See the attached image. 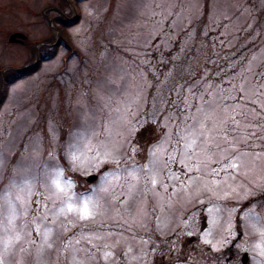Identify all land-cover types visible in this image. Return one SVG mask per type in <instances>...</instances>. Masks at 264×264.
I'll return each mask as SVG.
<instances>
[{"label": "rangeland", "instance_id": "374dc122", "mask_svg": "<svg viewBox=\"0 0 264 264\" xmlns=\"http://www.w3.org/2000/svg\"><path fill=\"white\" fill-rule=\"evenodd\" d=\"M62 10L73 22L59 29ZM261 72L264 0H0V260L264 261ZM57 169L93 218L59 213Z\"/></svg>", "mask_w": 264, "mask_h": 264}, {"label": "snow or ice", "instance_id": "6c2138e0", "mask_svg": "<svg viewBox=\"0 0 264 264\" xmlns=\"http://www.w3.org/2000/svg\"><path fill=\"white\" fill-rule=\"evenodd\" d=\"M258 76H260V79L255 81L256 88L258 91L264 90V72L258 73ZM128 151L130 155H134L137 149L136 147L133 146V147H130ZM69 158L71 159L74 167L77 163H79V157L76 156L75 154L70 155ZM235 160H236L235 156H233L232 158L226 157L224 160L225 170L229 168L231 169L238 168L239 164L235 162ZM101 162H112V163H116L117 165L119 164V160L113 159L109 161L108 154H105L101 158ZM214 171L216 170L214 169ZM105 179H107V177H105ZM151 183L153 185H156L157 179L153 177L151 180ZM52 186L54 188L53 195L55 196L57 200L61 202V208L59 209L60 214L75 213L80 220H88L94 217V215L96 214L95 207H94V201L92 200L90 196L83 195V194L78 195L74 191L75 181L70 176L65 177L63 169H57L56 178L52 181ZM92 191H95V190L93 189ZM46 199H51V197H48ZM34 203L36 204V208L33 211V219H37V218H40V216H43L44 219L50 220L51 219L50 216L45 214V212L49 209L48 204H44L43 208H41L39 202H34ZM247 215L251 220L259 221L260 219V217L251 209H249V211L247 212ZM50 231L51 229H45L44 233L42 234L39 231V227H37L36 236L37 238H39L41 235H43L45 238V242H47V235ZM208 234L210 235L211 233L209 232ZM89 242H91L90 239H89ZM203 242L205 244L212 245L211 240L205 239ZM77 243H79V241H77ZM212 246L213 248L215 247V245H212ZM49 247H51V245H49ZM105 255L106 257L111 256V252L109 251ZM260 255L264 256V249L261 250ZM0 264H3L2 260H0ZM256 264H264V261L257 260Z\"/></svg>", "mask_w": 264, "mask_h": 264}, {"label": "trees", "instance_id": "16d2710c", "mask_svg": "<svg viewBox=\"0 0 264 264\" xmlns=\"http://www.w3.org/2000/svg\"><path fill=\"white\" fill-rule=\"evenodd\" d=\"M65 12H64V10H62V11H60V12H58L57 14H56V16H54V18L52 19L55 23V25H56V27H58L59 29H61V26H63V27H65V28H67V27H70V25H71V22H72V20L71 21H69L66 17H65ZM60 35V34H59ZM49 38H51V40L53 39V37L52 36H50ZM54 46V45H53ZM53 46L51 47L52 48V50H49L48 51V54H46L47 56H52V54L53 53H55V50L56 49H54L53 48ZM45 47V46H44ZM40 49H42V47H39ZM46 48V47H45ZM39 49V50H40ZM7 72V71H6ZM13 74V73H12ZM11 75V73L9 72L8 73V75H6V76H10Z\"/></svg>", "mask_w": 264, "mask_h": 264}, {"label": "flooded vegetation", "instance_id": "af4514ba", "mask_svg": "<svg viewBox=\"0 0 264 264\" xmlns=\"http://www.w3.org/2000/svg\"><path fill=\"white\" fill-rule=\"evenodd\" d=\"M72 20V22H73V19H71ZM51 22V21H50ZM61 39V38H60ZM59 39V40H60ZM58 40V41H59ZM237 237H239L240 238V234L239 233H236V238ZM236 238H234V239H232V241L230 242V246H228V249H227V251H228V253H227V255L225 256V262L227 261V260H229V259H233V257H234V253H236V251H235V244H234V241L236 240ZM243 253H245L244 251H242V252H240V254H241V257H242V255H243ZM221 253H219V252H216V253H212V255H213V259H211V261H208L209 263H211L212 262V264H217L218 262H219V260H221V257H222V255H220Z\"/></svg>", "mask_w": 264, "mask_h": 264}, {"label": "water", "instance_id": "95a60500", "mask_svg": "<svg viewBox=\"0 0 264 264\" xmlns=\"http://www.w3.org/2000/svg\"><path fill=\"white\" fill-rule=\"evenodd\" d=\"M16 38H17V39H16ZM23 38H25V37H24V34H23L22 32H20V33H14V32H13V33L10 34V36L7 37V40H8L9 43L14 42V41H17V40H18L19 42H21ZM94 178H95V175H92V174H89V175L86 177V179H87L88 181H89V180H94ZM245 259H247V255H246L245 253H243V256H242L241 262H244Z\"/></svg>", "mask_w": 264, "mask_h": 264}]
</instances>
